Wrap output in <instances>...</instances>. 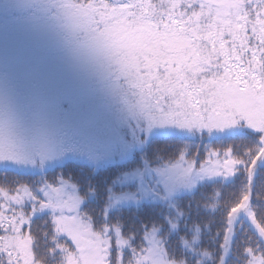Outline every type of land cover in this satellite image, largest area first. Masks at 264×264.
<instances>
[{"label":"snow or ice","instance_id":"snow-or-ice-1","mask_svg":"<svg viewBox=\"0 0 264 264\" xmlns=\"http://www.w3.org/2000/svg\"><path fill=\"white\" fill-rule=\"evenodd\" d=\"M0 264H264V0H0Z\"/></svg>","mask_w":264,"mask_h":264},{"label":"trees","instance_id":"trees-1","mask_svg":"<svg viewBox=\"0 0 264 264\" xmlns=\"http://www.w3.org/2000/svg\"><path fill=\"white\" fill-rule=\"evenodd\" d=\"M161 146L163 147V145H161ZM69 167L73 170V171L71 172V174H72V175H75V176H77V178H79L80 171H81L80 167H79L78 165H70ZM61 171H63V169H56L55 174H56V175H59V173H60ZM99 175H100V173H99Z\"/></svg>","mask_w":264,"mask_h":264},{"label":"rangeland","instance_id":"rangeland-1","mask_svg":"<svg viewBox=\"0 0 264 264\" xmlns=\"http://www.w3.org/2000/svg\"><path fill=\"white\" fill-rule=\"evenodd\" d=\"M60 174V173H59ZM95 175L99 176V173H96Z\"/></svg>","mask_w":264,"mask_h":264}]
</instances>
